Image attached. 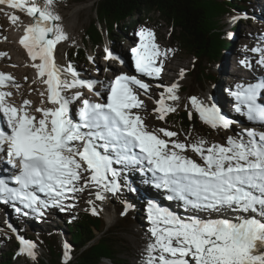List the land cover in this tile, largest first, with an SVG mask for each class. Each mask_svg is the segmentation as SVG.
Instances as JSON below:
<instances>
[{"label": "snow or ice", "instance_id": "obj_1", "mask_svg": "<svg viewBox=\"0 0 264 264\" xmlns=\"http://www.w3.org/2000/svg\"><path fill=\"white\" fill-rule=\"evenodd\" d=\"M52 2L47 0L49 5ZM0 4L31 18L32 22L23 26L19 44L46 85V91L40 93L46 95L41 106L32 108L30 100L17 105L10 99L13 93L2 89L9 84L20 86L11 74L0 72V163L15 170L0 178V203H18L43 215L49 207L63 211L64 200L74 198L69 193L83 192L90 185L100 189L96 198L104 200V192L120 190V171L113 165L125 169L139 165L141 171L151 173L157 188L169 193L168 200L182 201L185 209L193 212L181 217L149 202L151 240L145 248L144 264H264V131L245 130L239 138L229 136L225 144L211 145L204 139L190 144L172 140L177 133L165 128L149 131L144 118L133 111L144 108L138 90L147 93L149 84L127 74L116 76L103 102L83 99L77 122L71 105L83 94L69 97L64 92L84 87L91 91L94 83L78 79L71 66L61 70L56 64V46L67 39L57 23L61 17L35 0H0ZM19 20L18 15L10 17L14 25ZM138 35L139 45L131 49L135 69L158 78L163 70L160 58H166L171 50L160 49L151 29H142ZM252 51L261 53L258 63L264 66V49ZM5 56L7 53L0 52V58ZM107 58L118 59L111 51ZM64 71L73 79H62ZM180 78H184L183 70ZM179 88L175 82L161 94L154 109L158 119L176 111L166 101H178ZM231 94L236 112L246 109L249 121L264 126V79L237 84ZM45 102L50 106L44 107ZM190 103L200 119L214 129H228L235 123L215 103L206 104L196 96L190 97ZM189 150L202 163L185 155ZM10 181L15 186H9ZM91 211L99 214L95 207ZM200 212L208 213V218H202ZM213 213L217 218H211ZM227 213L240 215L231 219ZM19 239L21 252L35 258L36 244ZM65 249L66 259H70V246L66 244Z\"/></svg>", "mask_w": 264, "mask_h": 264}, {"label": "rangeland", "instance_id": "obj_2", "mask_svg": "<svg viewBox=\"0 0 264 264\" xmlns=\"http://www.w3.org/2000/svg\"><path fill=\"white\" fill-rule=\"evenodd\" d=\"M35 2L39 6L47 8L49 11L53 12V14L59 15L61 17L60 21H58L57 23L60 24V26L63 28L67 39L61 41L57 45V47L59 48L60 61L64 67V70L71 66L77 72L78 79L85 82L92 81L95 85L96 91L99 90V87L103 88L102 81H108L109 77H112V72H115L119 68L118 59L110 60L107 63V58L105 57L107 55V52L109 51L107 49V42L105 46L102 47V49H100L97 53L93 52V54H89V64L87 65L74 64L70 60V51H75L77 48L83 46L86 30L96 17L95 0H88L84 2H63L62 0H53L51 5L47 3V0H35ZM0 10V52L7 53V56L0 58V71L3 73H11L12 75H15L17 77H19L17 75V71H25V74L21 77L22 80L24 79L22 82L23 85L17 80L15 81V84L22 85L25 88V91H28V94L26 93L22 97V94L17 91L19 90V88H16L10 84L6 91H11L13 93L12 97L10 98L11 101L15 104H22L24 100H30L33 104V99L37 100L39 98L41 99L39 103H41L42 101H46V95H40L41 92H45L46 90L44 89V84L42 83V81L37 77V69L32 67L33 61L30 59V57H28L26 50L19 46L18 42V37L19 34L23 31V26H25L27 22H32L31 18L28 17L26 13H22L17 9H12L9 6H0ZM258 12V9L250 13L243 12L241 16L242 18L239 19L241 21L238 22L237 28L235 29L236 32H234L235 37H238L237 39H235L234 37V40L231 39V34L233 33L232 27L230 28L231 24H227L228 21H225L224 30L227 34L229 46L226 50H223L222 53L213 61L206 59L204 61V64L201 66L202 69L200 67H193L194 57H188L187 55H185V52L172 45V29L164 21L160 20L158 14H154L153 16H151V18L150 16H148V14H143V18L150 19L147 21L148 25L143 29H151L155 33V35L159 37V40H157L159 45L166 47V49L168 50H171L168 51L169 53L167 55V57L170 54L173 56L169 60L170 64L173 63L176 66L182 65L183 67L180 70L168 69L169 74L167 75V77L166 75L163 76L162 72V75L160 74V76L155 79H153V77L137 75L138 78L143 82L152 85L151 90L154 91L155 95H159L155 97L154 95H152V91H147V93H145L144 90H138L139 98L144 101V108L134 109V111H138L139 114L144 118V122L147 125L149 131H157L160 128L174 131L177 133V136L171 139L178 140L186 144L197 142L200 139H204L208 142V144H210L211 141L219 139V132L227 130H229L230 134L232 136L234 135V137H238L239 135L244 134L242 128H240L237 123H233V125L228 129H214L200 119V134L195 133L194 130H192L188 135L183 136L179 133L177 128L166 123L164 119H158L157 117L159 113L154 111V109L158 107L157 101L161 98V94L165 93L166 88L175 82H178L180 85L177 93L180 99L178 101L167 100L166 103L175 106V112L188 110L192 115L195 116H199V114L192 108L190 97H198L197 93H199L204 102L207 103L208 101L211 104L214 98H216L213 89L217 82H220V84L223 86V89L225 91H228V88L230 86L232 87L233 83H230L229 81L231 78L227 77L230 75H227L226 72L223 73L218 71L219 67L221 64L231 62L234 59L237 61L239 67L245 70L246 64L243 58L247 59L249 56L246 55L244 50L252 52V49H247L246 43L253 44L252 42L254 41V39H252V37L256 38L264 36V21L252 15L253 13L257 14ZM13 14L20 17V20L16 25L12 24L10 21V17ZM5 37H7L6 40L4 39ZM259 40L260 39H258V42ZM262 45L264 49V42L262 43ZM252 46L253 48H257L256 44H253ZM127 48L126 45H122L118 50H114L113 48H111V52L116 57L123 55L128 59L129 56L126 54ZM226 51L233 52L226 55ZM260 56L261 53L257 52L258 60L260 59ZM4 58H7L6 62L2 61V59ZM242 61L244 63H242ZM133 62L134 61L132 59H128L129 68H133ZM192 67L193 70H191ZM163 68H165V66ZM182 70L184 71L183 79L180 78V73ZM189 70H191L190 73L188 72ZM197 70L198 72L205 70L206 74L204 76H212V73H214V77L213 79H210L208 77L203 78L202 75L197 74ZM64 72L67 80L70 81L71 79H73L70 73H67L66 71ZM251 76L253 77L252 73ZM184 87L185 89H183ZM75 89H80L82 92H87L86 87ZM71 90L72 89H67L65 91L70 94ZM20 99L21 101L19 102ZM39 103L36 102L34 105L35 107L32 108L39 107ZM43 106L48 107L50 105L45 102ZM175 112H171L169 114ZM244 138L247 139V136L245 135ZM190 154L191 156H189ZM185 155L196 160L198 163H202L199 156H197L190 150L187 151ZM131 182L134 181H129L128 183L130 184ZM80 183L81 185H83L84 181L82 180ZM98 191H100L99 188L90 185L86 187L83 192L71 193L69 197L74 198L64 200L63 211H61V209L57 207L52 212L45 211L44 214H47L45 215V217H35L37 226L34 229L28 230L26 225L23 224L22 226L21 223H19L20 221L18 218L12 220L11 222H7L5 215H3L2 217H0V248L3 252L18 250L19 258L16 264H28L29 261L34 262L35 259L33 257L21 252V244H19L18 246H16L14 243L6 245L5 241L9 242V239L4 236V234L6 232H10L12 233V235H15L14 237L18 240L20 237L24 238V236H21L23 234L22 230L23 232L27 230L29 232L28 234L39 239L41 232L50 231L54 228L59 232L61 243L64 246L66 244L69 245V235L67 233V226L65 225L66 219H73L80 211L84 209H92L93 207H95L97 212L100 211L104 215H106V219L108 220L105 225L106 230L109 232H113L115 236L114 240L121 245L120 250L122 253L119 256V258L122 259L121 262H123V264H140L142 262L143 256H145V248L151 240V234L149 232L151 225L147 219V207L149 203H147V206L139 207L140 213H136L132 209V204L130 203V201L126 200L128 199V197L117 199L113 196V193L104 192L103 195L105 196V199L99 200L96 198V192ZM131 200L133 201V199ZM69 205L73 206L68 207ZM0 213H2L1 209ZM18 224L19 229L16 228V225ZM10 225L15 226H13L14 228H10ZM62 238H64V240L66 241H64ZM35 244V258H39L42 255H45V250L42 247V243L35 242ZM70 252L73 256L71 255L70 259L61 258V262H73L77 253H75L74 250ZM135 252H137L138 255L135 256ZM101 264L113 263L110 260L104 259Z\"/></svg>", "mask_w": 264, "mask_h": 264}, {"label": "trees", "instance_id": "obj_3", "mask_svg": "<svg viewBox=\"0 0 264 264\" xmlns=\"http://www.w3.org/2000/svg\"><path fill=\"white\" fill-rule=\"evenodd\" d=\"M63 2H84L88 0H62ZM246 0H95V19L86 30L83 46L75 51H70V60L74 64H89V52L97 53L102 49L108 38L112 48L118 50L121 37L124 41L133 38L132 32L143 26H147L150 19L143 18V14L153 16L158 14L160 20L164 21L172 29V45L185 52L188 57H194V67L201 68L206 59L213 61L223 50L229 46L225 27V20L233 12L248 10L254 3L249 4ZM129 55V52L126 51ZM196 74V73H195ZM203 78L205 70L198 72ZM185 89V87L183 88ZM189 111L182 110L168 114L166 123L177 128L181 135H188L192 130L200 134L201 123L199 116L191 115ZM119 192V196H128L127 191ZM127 192V193H125ZM140 204L143 201L137 199ZM92 209L80 211L73 219H66L68 244L76 254L73 262H61L65 256V246L60 243L59 232L53 230L41 232L40 238L29 235L36 242H41L45 255L34 258V262L28 264H101L104 259L112 261L113 264L121 262V245L114 240L113 232L106 230L103 215L92 214ZM98 233V234H97ZM13 239L16 246L17 239L10 233H6ZM5 244L11 242L5 241ZM19 251L12 250L3 252L0 248V264H16ZM47 262V263H46Z\"/></svg>", "mask_w": 264, "mask_h": 264}, {"label": "bare ground", "instance_id": "obj_4", "mask_svg": "<svg viewBox=\"0 0 264 264\" xmlns=\"http://www.w3.org/2000/svg\"><path fill=\"white\" fill-rule=\"evenodd\" d=\"M246 1H250L249 2V4H251V3H254L255 2V4H256V1L260 4V8H259V12L257 13V14H252L254 17H258V19H260V20H263L264 21V0H246ZM257 10V6L254 8L253 7V4H251V6L248 8V10H245V11H243L244 13H250V12H253V11H256ZM0 12H1V10H0ZM242 17L240 16V17H237L236 19H234V18H232L231 20H230V22L228 21L227 22V24H231V26H230V28L232 27V30L234 29V26L238 23V22H240L241 20H239V19H241ZM31 23V22H30ZM27 24H29L28 22L26 23V25ZM240 31V30H239ZM234 32H236V30H234L233 31V33L231 34V39L232 40H234V37H235V34H234ZM20 33V32H19ZM20 35V34H19ZM156 36V35H155ZM164 36V35H163ZM237 37L238 36H236L235 37V39H237ZM252 39H254V41L252 42L253 44H256L257 45V48H261V49H263V45H262V43L264 42V36H262V37H256V38H253L252 37ZM258 39H260L259 40V42H258ZM157 40H159V37L158 36H156V43L159 45V43L157 42ZM253 44H251V43H246V47H247V49H253ZM5 45V44H4ZM255 46V45H254ZM159 47H160V49L161 50H168V49H166V47H163V46H161V45H159ZM9 48V47H8ZM245 51V53H246V55L247 56H249L248 57V60H249V63H250V65H252V66H256L257 65V70H260L261 72L262 71H264V66H261L259 63H257L256 64V60H257V52H250V51H247V50H244ZM227 52V51H226ZM233 51H228L227 53H226V55H228V54H231ZM24 53V52H23ZM129 53H130V51H129ZM169 53V52H168ZM24 55V54H23ZM182 55V54H181ZM184 55V54H183ZM180 56V55H179ZM173 56L170 54L168 57H163V58H160V59H162V61H163V67L165 66V68H163V71H162V74H163V76L164 75H166V77H167V75L169 74V72H168V69L169 70H171V69H175V70H180L181 68H183L182 67V65H178V66H176V65H174L173 63H171L170 64V59L172 58ZM120 58L122 59V60H126L127 61V65H126V70L125 71H129V73L130 74H137L138 72L136 71V69H135V65H133V68H129V64H128V59L125 57V56H120ZM218 59H220V58H218ZM2 61H4V62H6L7 61V58H4V59H2ZM157 63L159 64L160 63V60H158L157 61ZM238 67V63H237V61L236 60H234L233 59V61H231V62H227V63H224V64H221L220 65V67H219V72H230V71H234V72H236L237 73V75H240V74H243V70L241 71V69H239V67ZM62 68H63V70H64V67H63V65H62ZM29 69V68H28ZM36 69V68H35ZM243 69V68H242ZM36 71V70H35ZM132 72V73H131ZM14 73V72H13ZM37 73V72H36ZM6 74H11V73H6ZM25 74V71H22V70H20V71H17V75L20 77H17V76H15V75H12L11 74V76L12 77H14V82L17 80V81H19L21 84H22V82H23V80L21 79V77L23 76ZM250 76H251V71H250ZM17 77V78H16ZM64 77H65V72H64ZM220 77V76H219ZM221 78V77H220ZM64 79H66V77L64 78ZM67 80V79H66ZM227 80V79H226ZM25 82V81H24ZM102 83H103V85L104 84H106V82H103L102 81ZM23 85V84H22ZM22 85H19L20 87H19V90H17L19 93H21L22 94V97H23V95H25L27 92L25 91V88L22 86ZM25 85V84H24ZM22 86V87H21ZM151 86L152 85H149V89H148V91H152L151 90ZM234 89H232V91H233ZM37 91V90H36ZM98 91H101V88L99 87V90ZM213 92H214V94L216 95V98H214V100H213V102L216 104V106L217 107H219L220 108V110H221V113L226 117V118H228L229 120H231L232 118H233V114H232V110H233V106H234V104L236 103V101L235 100H233V98L231 97V95H230V93L228 92V91H225L224 89H223V86L220 84V82H217L216 83V85L214 86V89H213ZM31 93V92H30ZM152 93V95H154L155 97H157V96H159V95H155V93H154V91H152L151 92ZM28 94V93H27ZM64 95H66V96H69L68 95V93H67V91H65L64 92ZM151 95V94H150ZM197 96H198V98L200 99V100H202L203 101V99H202V97H201V95L199 94V93H197ZM35 97V96H34ZM40 98L39 99H33V104H32V107H35L34 105H35V103L37 102V103H39L40 102ZM148 101V100H147ZM147 101H146V103H147ZM212 102V103H213ZM206 103V102H205ZM41 103H39V106H41L40 105ZM206 104H210L208 101H207V103ZM151 106V105H150ZM236 112L234 111V114H235ZM236 115H238L237 113H236ZM37 116H39V115H37ZM149 124H151V123H149ZM158 125V124H157ZM159 126V125H158ZM219 129H221V128H219ZM218 129V130H219ZM221 131V130H220ZM224 132V133H223ZM223 132H219L218 133V138L219 139H215L214 141H211V143L210 144H208V145H211V144H213V143H218V144H225L226 143V141H227V138L229 137V136H232L231 134H230V131L229 130H227V131H223ZM225 133H227V134H225ZM229 133V134H228ZM232 137H234V135L232 136ZM208 138V137H207ZM213 138V137H212ZM236 138H239V136L238 137H236ZM211 140V139H210ZM210 142V141H209ZM189 156H191V154L189 155ZM193 156V155H192ZM1 164V163H0ZM117 170H119L120 171V175L121 176H119V178H118V181H119V183H120V190H119V192L120 191H122V183H123V181H124V178H126V179H128V181L129 180H134V179H137L138 180V182H139V185H138V188L140 189V190H138L137 192H133V191H129L128 193L127 192H125V193H127L128 194V199H129V201H130V203L132 204V209L136 212V213H140V211H139V207H140V204H137V203H135V200H134V198H137V197H140V196H142L141 195V184H142V186H143V183L141 182V179H140V175L137 173V172H130V174L126 171V169L124 168V167H122V166H117V168H116ZM144 183H145V185L143 186V189H144V193H145V199H146V201L149 203V202H154V203H163V200L162 199H164L165 198V195L163 194V191L162 190H160V189H157L155 186H153L152 184H151V182H150V177L149 176H145V181H144ZM94 191V190H93ZM115 194H113V196H114ZM131 199H133V201L131 200ZM164 205H165V207L168 209V210H170V211H172L173 213H175V214H177L178 216H181V217H188V216H190V215H193V212L190 210V209H185V207L183 206V202L182 201H173V202H171V203H169V204H167L166 203V201L163 203ZM9 208H12L11 206H9L8 207V209ZM25 212H19L18 214H16V215H14V216H11V213H9L8 212V210H5L4 212H2V213H0V217H2L3 215H5V218H6V221L7 222H11L12 220H15L16 218H18L19 219V223H21V225L23 226V224L24 225H26L27 226V228H28V230L29 229H34V228H36V226H37V224H36V222H35V217H30L31 216V214L30 213H28L27 212V215H25L24 214ZM202 218H208V213H206V212H200V213H198ZM45 215H47V214H45ZM45 215L44 216H42V217H45ZM229 218H231V219H235V217H236V215H234V216H232V215H230L229 213H227L226 214ZM211 218H216V217H212L211 216ZM259 218V217H258ZM29 219V220H28ZM10 226H15V225H10ZM16 228H18L19 229V224L18 225H16ZM19 232H21V231H19ZM22 233H23V230H22ZM5 236V235H4ZM21 236H24V234H22ZM8 239H9V242H11V243H14V241H13V239H10L8 236H6ZM136 255H138V253L137 252H135V256ZM144 258H145V256H143V258H142V262L140 263V264H144ZM126 262V261H125ZM137 263H139V262H137Z\"/></svg>", "mask_w": 264, "mask_h": 264}]
</instances>
